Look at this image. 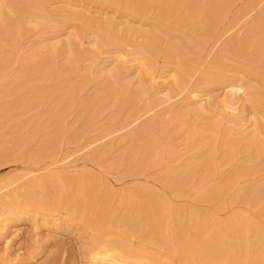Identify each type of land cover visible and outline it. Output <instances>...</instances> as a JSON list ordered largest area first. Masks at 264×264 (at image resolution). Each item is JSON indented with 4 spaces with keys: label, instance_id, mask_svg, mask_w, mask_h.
<instances>
[{
    "label": "bare ground",
    "instance_id": "6f19581e",
    "mask_svg": "<svg viewBox=\"0 0 264 264\" xmlns=\"http://www.w3.org/2000/svg\"><path fill=\"white\" fill-rule=\"evenodd\" d=\"M106 1L115 8L119 7V4L115 0ZM155 1L160 8V12L155 16L158 17L156 18L157 20H155L158 24H161V20L165 19V17H178L176 27H173V31H170L177 39L172 46V51L162 52V49L156 45L151 35L143 34V45L141 44V47H138L134 51L132 50V52L130 51L129 58L118 59L115 66L101 71V73H103L102 75L109 81V84L107 83L99 86L92 93L79 115L81 116L80 118H86L87 120L92 119V117L85 114L86 111L88 113L95 111L100 100L102 98H107V96H115L118 103L121 102L124 108L129 104L130 111L137 108L138 101L141 98L146 95L149 96V100L145 103L144 109L142 108L143 110L141 111L136 110V114L132 116L133 118L131 117L128 122H123L122 125L120 124L121 126L116 125L117 119L116 123L111 124L110 127H108V125L103 128L102 132H100L101 135L79 150L82 152L85 148H91L93 144L95 146V143L99 145V143L106 141L110 137L118 135V144L116 143L117 146L115 145V148L112 144L113 142H109V144L104 146V149L102 148L103 150L101 149L102 152L104 151L103 154L99 151L100 147L93 148L87 154L90 157V155L99 151L95 154L96 156L93 155V157L100 159L105 157L104 155L114 148L115 150H113V152L116 154H113L111 166L119 168L124 165L126 167V172L129 174V178L130 176L144 174L149 168H152L151 170L162 168L161 166H163L162 164L167 158L169 159L175 156L178 150L173 140L175 134L182 133L181 131L185 130L189 138L195 137L199 132L196 125L197 122H199L200 113L202 114L208 111L207 107L204 106L205 102L204 105L198 108V111L192 109L193 105L203 100H196L200 93L199 86L201 84L212 81L213 79L219 80L220 78L221 80L223 77L231 74L230 72L232 71L230 70H232L233 66L242 69L243 72L257 71L264 79V0ZM39 2L36 0L35 4L31 5L28 0L0 1L1 11L2 9L4 11V13L3 11L0 12L4 17L0 19V75L4 76L7 74L9 76V71H11L10 68H16V66H18L17 70L14 68L15 71L11 74L10 78L12 84L17 83L21 85V87H23L22 85L26 86V84L30 83L43 82L46 78L49 79V77L56 78L58 75L62 74V70L65 69L59 66V61L56 62L55 59L51 57L37 60L34 57L22 58L21 56V52L23 51L21 48L22 40L28 34V31L34 28V24H37H33L31 20L33 18H38L42 20V22H50L52 19L50 18L52 15L48 16V12L46 13L45 9L39 10L36 8ZM154 5L153 3V6ZM40 7L41 6H39V8ZM145 9L147 11V8ZM130 11L132 14L142 15L141 11L136 7L131 8ZM65 17L68 20L69 17ZM76 21L75 18V23L80 24ZM72 22L74 23V21ZM82 23L80 24L81 26ZM99 23H101V21ZM226 23L228 24L225 25ZM80 25H77L78 28ZM103 25L104 24L93 34L101 44L105 45L110 43L111 45L112 38L109 36V31L111 30ZM223 25L225 26L222 29ZM94 27H92V29L95 30ZM236 29L237 31L235 32L234 30ZM126 31H128V33L133 32L128 28ZM82 33H84V31ZM214 38L217 39L215 45L218 44L220 40L224 39L223 48L218 55H216L218 52L215 54L213 52L216 51L212 52L210 49L211 51L204 58L202 55L208 43ZM133 41H135V39ZM96 43L94 42V44ZM74 44L73 42V45ZM127 44L128 43H126V45ZM68 46L70 47L69 53H71V56L70 60L68 59L69 63H67L69 65H66L68 66L67 71H70L73 67L75 68L78 62L77 59L79 58L76 56L75 47L71 46V44ZM75 46H78L77 51L84 53L83 56L87 58L91 68L97 69L100 67V62L103 61L101 60L102 57L100 53L104 51H100L99 48L95 46L84 50V47H82L83 44L80 43ZM220 47L218 46L217 49ZM98 51H100V53ZM158 55L163 56L166 60V65L169 67L168 78L165 82L163 81L168 85V93L162 97H156L160 92L153 94L151 90L155 89V85L158 83L157 79H159L157 75L160 71L156 73L157 70H155L154 64L157 60L153 62ZM180 56H182L181 61L174 63V59L180 58ZM114 60L116 59H113V61ZM135 66H138L137 70L140 71L139 73L141 75L140 77L138 74L140 82L138 81L139 83H137L139 88L134 92H126L124 96H121L119 84L122 82V79L127 78L128 71ZM104 67L105 66L102 67V70ZM236 71H238V69ZM129 73L133 74L132 72ZM260 76L259 78H261ZM241 78L243 79L244 77ZM241 78H238V82L233 81V83L229 85L231 87L229 93H227L228 90L227 92L224 91L228 95L230 94L234 97L240 92L243 93V96H249L251 93L248 87L244 85ZM61 79L63 80V78ZM132 79L134 78H131V80ZM87 80V77L83 74L80 82L76 81L77 84L75 83V85L63 87L58 89L59 91L55 89L57 92H65L64 95L61 93V95H59L58 106H60V108L47 118L48 123H50L55 131L52 137L47 136L48 138L44 139L45 141H43L37 149V154L39 152L45 153L47 158H51L54 156L58 157L64 152L65 141L63 140H65L64 136L66 137L64 127L69 115L68 105H70L79 94H82L87 85ZM4 85L5 84L1 87ZM22 89L23 88H21V90ZM44 89L34 92L23 99H18L9 107L10 110L22 109L24 110L23 114H25V112L28 113L37 110L39 106L57 93L53 90L47 91ZM202 90L206 91L204 88H202ZM261 90V88L259 91L256 90L257 95H255L257 102L252 107L254 110L250 113H247L248 110L245 108L239 112L238 108L231 103L232 100L229 99L227 94L222 93L224 94L222 96L223 98L219 103L216 101L219 105L211 112L212 116L209 118V122L200 128L202 129L200 131L208 132V140L206 143L211 144L209 153H207V155L205 153L200 155L195 161L193 157L188 158L179 167H173V171H171V167L167 166H165L167 168L162 170L161 174L164 172L168 173L165 179L166 181L163 183L165 187L176 197H183L192 193L194 205L188 208L174 205L171 202L172 199L170 201V198H168L170 195H167L168 193L166 190V195L168 197L164 193L156 192L154 189L148 187L131 186L125 187L123 190L120 189V191L114 190L109 183L110 178L108 180L104 174H97L89 169L81 172L75 169L68 170L70 168V158L74 155V153H68L63 155L62 159L56 160L43 167L40 165L43 160H46V157H44L45 159H41L42 162L40 165L37 164L35 160H32V162L29 159L31 164H29L26 173L21 178V180H24L23 182L21 181L22 184H20L21 182L19 181L12 182L10 180L12 183H6L4 186L0 185V230L4 231L3 229L12 225L14 221L28 216H33L35 219L38 218L41 223L50 225L47 227L52 226L54 228H60L63 225L71 224L75 221L81 222L85 224L87 231L89 230L91 232L90 237L92 245L87 255L89 260L94 262V264H264V195L260 196L257 194V192L261 191L262 193L264 190V177L262 176V181L255 186H246L245 190L247 193L244 198L241 196L242 199H228L227 196L233 187L241 183L239 181H242L240 179L245 175L244 172L246 173L247 170L242 172L243 175L238 171V168H234L232 171L229 170L231 173L225 178H221L222 180L218 185L213 188H209L210 186L207 188L208 178L218 175V169L237 163L240 159L239 155L242 150H249V153H252V155L254 154L257 160L264 158V90ZM150 91H152L151 93L153 94L151 96V93L149 94ZM204 93L205 92H203V94ZM185 94L187 95L186 105H179L176 107L175 103L178 98ZM56 95H58V93ZM246 98L247 96L243 99ZM210 102L208 103L210 104ZM245 103L246 101L242 107H246ZM256 106L260 110L259 112H256ZM14 113L12 117H16ZM247 115H249V118L246 120ZM20 117L22 116H19V118ZM36 121L35 125H32V131L35 132V134L39 132L41 128L39 127L41 124L39 121L41 120L39 119ZM248 121H251V126L253 127L251 132L253 139L246 141V139L236 140L232 138L235 135H233L234 128H241L247 125ZM13 122H16V120ZM15 124H17V122ZM25 124L26 123H24V125ZM170 127H172V131L169 132ZM23 128L25 127L22 125V128H19L17 133ZM27 129L28 127L26 131H29ZM49 132H51V130ZM49 132L48 134H50ZM25 135L26 133L24 136ZM36 136L38 137V133L35 135V138ZM27 137H25V139ZM32 138L30 141H32ZM73 138V140L79 139L77 136ZM18 139H22V137ZM16 141L19 142V147L17 145L19 151L17 150L15 154H19L18 152H22V147L25 145V142L22 141L20 143L21 140ZM28 143L32 144V142H27L26 144ZM34 143L35 142H33V144ZM189 146L191 147L190 144ZM194 148L197 149L196 145ZM224 148L227 149L223 151L222 149ZM12 150L13 149H11V151ZM12 154H14V152ZM177 156H179L177 160L182 158L181 155ZM32 157L30 156V158ZM39 157L40 154L38 155V158ZM37 161L39 162V160ZM170 163H172V160ZM215 163H217L218 166H216ZM58 167L61 168L59 169ZM208 167H210V169H208ZM258 171L261 172L260 174L264 173V161ZM149 172L151 174V171ZM209 172L210 174H208ZM18 183L20 185H17ZM122 184L123 183H121V185ZM11 186L13 189L10 191L9 188ZM230 195L231 194H229V196ZM172 198L174 197L172 196ZM234 207H238L236 211H233L235 209ZM136 239L138 242L135 241ZM151 247L155 248V250ZM39 248L40 246L38 249Z\"/></svg>",
    "mask_w": 264,
    "mask_h": 264
},
{
    "label": "rangeland",
    "instance_id": "374dc122",
    "mask_svg": "<svg viewBox=\"0 0 264 264\" xmlns=\"http://www.w3.org/2000/svg\"><path fill=\"white\" fill-rule=\"evenodd\" d=\"M28 1L31 5L35 4V2H36V0H32V2H31V0H28ZM115 1L119 4L118 8L111 6L110 4L107 3L106 0H102V2H101V0H49L50 3L48 2V0H43V2H42V0H40V2H39V0H37V2H39V4L36 6V8L39 10L45 9L46 13L48 12V16L52 15L50 17L52 19L50 22H47V21L42 22V20H39L38 18H33L31 20L33 24L34 23H37V24H34V28H31L28 31V34L22 40L21 48L23 49V51H22L23 53L21 52V54H22L21 56H22V58L34 57L37 60L51 57L52 59H55L56 62L59 61L58 62L59 66H62L65 69L62 70V74H60L61 76L58 75L56 78H50L49 77V79L46 78L45 81H43V82H35L34 84L30 83V84H26V86L22 85L23 87H21V85H19L17 83L12 84L11 78H10L11 74H13V72L18 69V66H16V68L15 67L10 68L11 71H9L10 72L9 76L7 74L4 76L0 75L2 78V79L0 78V113H1L0 114V185L4 186V185H6V183L9 184L11 181L12 182H14V181H19V182L22 181L23 182L24 180H21V178L26 173V171L29 167V164H31L30 162L32 160H35V162L40 165L42 162L41 159L46 157V160H43L42 164L40 165L41 167H43V166H46V165H49V164L55 162L56 160L62 159L63 155H66L68 153H74V155L70 158V164H69L70 168L68 170L75 169V170H78L79 172H81L83 170L89 169L90 171H92L94 173L104 174L108 178V180L110 178L109 183L111 184L113 189L118 190V191H120V189L123 190V188H125V187L135 186V187H148L150 189H154L156 192L164 193L165 195L168 193L167 195L168 196L170 195V196L169 197L167 195L166 196L168 198H170V201L172 199L171 202L174 205L184 207V208H186V207L188 208V207L194 205L193 194L190 193L191 197H190V194L183 196V197H176L163 184L166 181L165 179L168 176V173L164 172L163 174H161L162 170H164L167 167H171V171H173L172 170L173 167H179L188 158L193 157V159L195 161L200 157V155H202L204 153L207 155V153H209L211 144L206 143L208 140V138H207L208 132H206V131L202 132V131H200V130H202L200 128H202L204 126V124H207L209 122V118L212 116L211 112L213 111V109L216 106L219 105L218 103L223 98L222 96L224 94L229 93V89L231 88L229 85H231V83H233V81L238 82V80H239L238 78L244 77L243 79L241 78L242 82H244V85L246 87H248V89L251 93V94H249V96L246 95L249 100L247 98L243 99L246 96H243L242 92L239 93L241 95V98H240L239 94H238L239 96L237 95L238 97L237 96L234 97L230 94L229 95L227 94V96L229 97L230 100H232L231 103L235 107L238 108L239 112L241 110H244L243 108H245L248 110L247 113H250L252 110H254V109H252V107L257 102V100H256L257 91H259L260 88L262 89L261 91L264 90V84H263L264 79L260 76V73L259 74L257 73V71L243 72L242 69L236 68L235 66H233L234 68L232 67V70H230V71H232V72H230L231 74H228L227 76L223 77L221 80H220V78H219V80L213 79L212 81L201 84L200 85L201 87L199 86L201 94L199 93V96L196 100L197 101H199L201 99H203V100L200 101L201 103L199 102L198 104L193 105L192 109L198 111V108L200 106L204 105V102H205L204 106L207 107L208 111H206L202 114L200 113V116H199V122L200 123L197 122L198 126L196 125V127L199 129V132L195 135V137H189V138H188V134L185 132V130L181 131L183 134L182 133L175 134V136L173 137V140L175 142L174 144L176 145V148L178 149L177 154L175 156H172L171 158H169L170 160L167 158L164 161V163L162 164L164 167L161 166L162 168H159V169L157 168V169H153V170H151L152 168L151 169L149 168V169H147L148 171L146 170L147 172L145 171L144 174L137 175V176H130V178H129V176H128L129 174L126 172V167L124 165L119 167V168L111 166V164H112L111 159L116 154L115 152H113V150H115L114 148L118 144V141H117L118 135L114 136V137H110V138L108 137L110 140L107 139L106 141L99 143V145H98V143H95V146L93 144L91 148H89V149L85 148L82 152L79 150H81L82 147L85 146L87 143L92 142L99 135H101L100 132H102L103 128L107 127L108 125H109L108 127H110L111 124L116 123L117 119H118V121H117L116 125H120V124L122 125L123 122L124 123L128 122L129 119H131V117L136 114V110L141 111L144 109L145 103L149 100V96L146 95L145 97L141 98L140 99L141 101L139 100L141 103L138 101L137 108L135 110H131V111L129 110V106H130L129 104L124 108V106L121 104V102L118 103V100L116 99L115 96H107V98H102L100 100V102L96 108L97 111L95 110L91 113H88L86 111L85 114L92 117V119L87 120L86 118H80L81 116H79V115L82 112V110L84 109L85 103L88 100V98L92 95V93L99 86L105 85L107 83L109 84V81L102 75L103 73H101V71H105V69L112 67V66H115V64H117L118 59L129 58L130 51L132 52V50L134 51L135 49H137L138 47H141L143 45V34L151 35L153 40L156 42V45L162 49L161 50L162 52L172 51V46L177 41V39L173 33H170V31H173V29L176 27V21H177L178 17L177 16H173L170 18L165 17V19L161 20V24H158V22L155 21V20H157L156 18H158V17H155V16L160 12V8L156 4L155 0H141V3H140V0H132V2H131V0H130V2H129V0H115ZM133 2H135L136 4ZM142 2H144V3H142ZM45 3L47 4V6ZM145 3H148V4H145ZM153 3L155 4L154 6H153ZM39 6H41V7L39 8ZM47 7H48V9H47ZM133 7L138 8V10L141 11L142 15L132 14L130 10ZM239 7H240V5H239ZM145 8H147V11ZM52 9H53V11H52ZM2 11H3V9H2ZM2 11H1V7H0V12H2ZM70 11H71V13H70ZM76 12H78V13H76ZM3 13H4V11H3ZM70 14H71V16H70ZM4 16H5V14H4ZM53 16H55V17H53ZM65 16L69 17L68 20ZM0 17H1L0 19L4 18L1 15V13H0ZM74 17L76 18L77 23L79 22L81 24L83 22L85 24L82 23V26L80 24H76ZM72 19H74V20H72ZM72 21H74V23ZM100 21H101V23H99ZM120 21H122V22H120ZM118 22H120V23H118ZM170 23H171V25H170ZM47 24H49V25H47ZM102 24H104L103 26H105L106 28H109L111 30V31H109V33H110L109 36H111V38H112L111 39V45H110V43L105 44V45L101 44L95 38V35L93 34L99 27H102ZM227 24L228 23H226L225 25H227ZM77 25L78 26L80 25V27L78 28ZM83 25H85V26H83ZM169 25H170V28H169ZM225 25H223L222 29L224 28ZM82 27H83V29H82ZM92 27H94L95 30L92 29ZM0 28H1V22H0ZM88 28H89V30H88ZM127 28L132 30L133 32L128 33V31H126ZM83 31H84V33H82ZM87 31H89V32H87ZM234 31L236 32L237 29ZM162 35H165V36H162ZM119 37H120V39H119ZM137 37H138V39H137ZM77 39H78V41H77ZM134 39L137 42L133 41ZM223 40H220L218 42V44L215 45L217 39H215V38L212 39L208 43L206 50L204 51L202 56L205 58L211 50H212V52L216 51V52H213L215 54L218 52L216 54V55H218L220 53V50H222V48H223ZM72 41L75 43L74 45H73ZM94 42L95 43L97 42V43L94 44ZM79 43L83 44L82 47H84L83 48L84 50H86L87 48L89 49V47L91 48L92 46L93 47L95 46L96 48L98 47L100 51H104L101 53H100V51H98L100 53V56L102 57L101 60H103L100 62V65H99L100 67H98L97 69L91 68L89 61L87 60V58H85L83 56L84 53H80L79 51H77L78 46L76 47L75 45H77ZM126 43H128V44L126 45ZM210 43H212V44H210ZM23 44H24V46H23ZM69 44H71V46H74L76 48L75 49L73 47L75 52H76V56L79 59H77L78 62H77V65L75 66V68L73 67L72 70L67 71V68H68L67 65H69L67 63H69L70 56H71V53H69V51H70V47L68 46ZM161 45H162V47H161ZM102 46H103V49H102ZM106 46H109V47H106ZM218 46L219 47L221 46V47L219 49H217ZM205 52H206V54H205ZM114 53H116V54H114ZM120 53L123 54V57H122V54H120ZM127 53H128V55H127ZM113 54H114V56H113ZM117 55H119V56H117ZM181 57L182 56H180V58L179 57L175 58L174 63L181 61ZM104 58H106V59H104ZM113 59H116V60L113 61ZM106 60H107V62H106ZM155 60H157V61H155ZM83 62H85V63H83ZM153 62L155 64V70H157L156 73H158L159 71H160V73H158V75H157V77L159 79H157L158 83H157V85H155V89H151L153 92L150 91L149 94L151 92L153 94L156 92H160L159 95H156V97H162L168 93V89H167L168 85L165 84L164 82L168 78V75H169L168 68L169 67L166 65V60L163 58L162 55H158L153 60ZM102 65L105 66L103 68V70H102V67H103ZM14 68H15V70H14ZM137 68H138V66H135L134 68L130 69V71H128V73H127L128 74L127 78L121 80L122 82L119 84L121 96H124L126 94V92H128V93L134 92L135 90H137L139 88L138 83L140 82V80H139V75H140L139 72L140 71L137 70ZM91 69H92V71H91ZM235 69L236 70L238 69V71H236ZM129 72H132L133 74L135 72V74H134L135 77L133 74H131ZM162 72H164V73H162ZM255 72H256V74H255ZM241 73H243V74H241ZM83 74L88 79L86 82L87 85L85 86V90H84L85 92L83 91L82 94H79L76 97V99L74 100L75 102L72 101L70 103V105H68L69 115L67 117V120L65 122V127H64V131L66 132V134H65L66 137L64 136L65 140H63V141H65L64 142L65 146H64V152L61 154L62 156L61 155H60L61 157L58 156L59 158L56 156L51 157V158H49V157L47 158V155L45 153L39 152L37 154V151H38L37 149H38V147H40L41 143L43 141H45L44 139H47L48 137H52L53 133L55 131L54 128H52V126L50 125V123H48L47 118L54 111H56L60 108V106H58L59 105V103H58L59 102L58 101L59 95H61V94L64 95V93H65V92L64 93L57 92L56 90L61 89V88L66 87V86H69V85H75V83L77 84V82H80V79L83 76ZM63 75H64V77H63ZM88 76H90V77H88ZM136 76H137V78H136ZM259 76L261 78H259ZM140 77H141V75H140ZM61 78H63V80ZM131 78H134V79L131 80ZM160 79L162 80V82ZM42 83H43V85H42ZM211 83H212V86H211ZM3 84H5V85L3 87H1ZM207 84H209V85H207ZM11 85H13V86H11ZM33 86H34V88H33ZM205 87H207V88H205ZM21 88H23V89L21 90ZM44 88L47 91H49V90L56 91L58 93V95H56L57 93L54 94V96L51 99L44 102L41 106L38 107L37 110L32 111V112H28V113L25 112V114H23L24 110H22V109L10 110L9 107L13 103H15L18 99H23V98L27 97L28 95H31L34 92H38V91L43 90ZM202 88H204V90H206V91H203ZM16 89H18V90H16ZM224 90L226 92L228 90V92L226 93ZM203 92H205V93L203 94ZM152 93L150 94V96L153 95ZM222 93H224V94H222ZM206 95H207V97H206ZM183 96L178 98L177 102L175 103L176 107L179 105H183V106L186 105L187 95L185 94ZM210 96H211V98H210ZM153 97H155V96H153ZM251 97H254V98H251ZM79 100H81V101H79ZM143 100H145V101H143ZM209 100L212 103L214 102L213 105ZM243 100H244V102L246 101V103H245L246 107H242L244 104ZM216 101H218V103ZM249 101H250V103H249ZM142 102H144V103H142ZM208 102H210V104ZM45 105H46V107H45ZM48 105H50V106H48ZM6 108H8V109H6ZM255 108H256V112L260 111L257 106ZM124 109H125V111H124ZM15 110H16V112H15ZM36 111H37V114H36ZM96 112H97V114H96ZM13 113L16 117H12ZM18 113H19V115H18ZM32 114H34V115H32ZM98 114H100V115H98ZM122 114H123V116H122ZM128 115L130 118L128 117ZM19 116H22V117L19 118ZM39 117H41V118H39ZM14 118H17V119H14ZM248 118H249V115H247L246 120ZM35 119L36 120L40 119L41 121H39V122L43 125L42 126L40 124V126H39L42 128V130L40 128V131L42 133L40 131L36 132V134L38 133V137L36 136L37 139L35 138V135H36L35 132L32 131V127H33L32 125L33 124L35 125V121H36ZM7 120H9V121H7ZM15 120H16L18 126H17V124H15L16 122H13ZM108 122H109V124H108ZM24 123H26V124L28 123V124L27 125L25 124L26 125L25 126ZM22 125L25 128L19 130V133H17L18 129L22 128ZM251 125H252L251 121H248L247 125H245L241 128H237V127L234 128L233 135L234 134L235 135L233 137L232 136H230V137L235 138L236 140L246 139V141L253 139L252 135H251L253 127ZM30 126H31V130H30ZM17 127H19V128H17ZM27 127H28L27 130H29V131H26ZM48 127H51V128H48ZM44 129H45V132H44ZM50 130H51V132H49ZM170 131H172V127L169 128V132ZM22 132L24 134L26 133V135L24 136V134ZM31 132H32V134H31ZM48 132L50 134H48ZM40 133H41V135H40ZM71 133H72V135H71ZM75 136L79 137V139L73 140L74 139L73 137H75ZM21 137H22V139H18ZM25 137H27V138L25 139ZM32 137L36 141H34ZM23 138L27 142H32V144H33V142H35V143L33 145L30 143L26 144L27 142ZM31 138H32V141H30ZM189 139H191V140H189ZM16 140H18V141L21 140L20 143L22 141L25 142V145L22 147V152L21 153L18 152L19 154H15V152L17 153V150H18L17 148L19 147V145H18L19 142H17ZM85 140H87V141H85ZM83 141H84V143H83ZM109 142H113L112 144L114 145V148L112 149V151H108V153H106L104 155L105 157H102L100 159H98L97 157H93V155L97 154L99 151L101 154H103L104 151L102 152V150L104 149L105 145L109 144ZM189 144L191 145V147L189 146ZM17 145H18V147H17ZM195 145H196L197 149L194 148ZM24 147L27 149H25ZM95 147H98V148L100 147L99 151L96 152L95 154L90 155V157H89V155L87 153ZM11 149H13V150L11 151ZM226 149L227 148H224L222 150L224 151ZM198 150H199V152H198ZM76 151H78V152H76ZM84 151H85V153H84ZM11 152L12 153L14 152V154H12ZM249 152L250 151L247 149L242 150V152L239 155L240 159L237 163L218 169V171H217L218 175L210 176L208 178L207 188L209 186H210L209 188H213L216 185H218L220 183V181L223 178H225L227 175H229V173H231L230 171H232L234 168H238V171L242 175H243L242 172L247 170L246 173L244 172L245 178L243 176L240 179L242 181H239L241 183H238L235 187H233L229 191V194H231V195L229 196V194H228V196H227L228 199H230V198L242 199V197L244 198V196L247 193L245 190V187L246 186H252V185L255 186L257 183L262 181V179L264 177V173L260 174L261 172L258 171L259 167H261V165L264 161V158L257 160L255 155L254 154L252 155V153H249ZM39 154H40V157L38 158ZM85 154H87V155H85ZM177 155H181L182 158L177 160V158L179 157ZM30 156L31 157L34 156L32 158H35V159L30 158ZM35 156H37V157H35ZM244 156H248V157H244ZM24 158H25V160H24ZM172 158L174 159V161ZM26 160H27V162H26ZM37 160H39L40 163ZM99 160H100V162H99ZM171 160H172V163H170ZM28 161H29V163H28ZM215 164H216V166H218L217 163H215ZM165 166H167V167H165ZM242 166H243V168H242ZM58 168L60 169L61 167H58ZM227 168H229V169H227ZM208 169H210V167H208ZM156 170L157 171L159 170L158 171L159 173ZM149 171H151V174ZM220 172L222 173V175ZM152 173H153V176H152ZM208 174H210V172ZM260 177H262V178H260ZM211 179H212V181H211ZM253 179H254V182H253ZM126 180L127 181L129 180L128 181L129 183ZM147 180H148V182H147ZM22 182L20 184H22ZM121 183H123V184L121 185ZM20 184L18 183L17 185H20ZM237 186H238V188H237ZM12 189L13 188L11 186L9 188V190L11 191ZM165 190L167 191V193ZM257 194L260 196L264 195V190L262 191V193H261V191L257 192ZM171 195L174 198H172ZM241 207L245 208L244 206H241ZM234 208L235 209L233 211H236V209L238 207H234ZM40 223H41V221L38 218L35 219V217H33V216H28V217L21 218V219L14 221V223L12 225L7 227L8 229L5 228V229H3L4 231L0 230V264H90V263L94 264V262H91L89 260V257L87 255L89 253V249L91 248L92 240L90 237L91 232L89 230L87 231V229L85 228L86 227L85 224L75 221L71 224H66L67 226L63 225L60 228H56V227L54 228L52 226L47 227V226H50L49 224H43V223L40 224ZM135 241H137V239ZM39 246H40V248L38 249ZM151 248L155 250V248H153V247H151Z\"/></svg>",
    "mask_w": 264,
    "mask_h": 264
}]
</instances>
